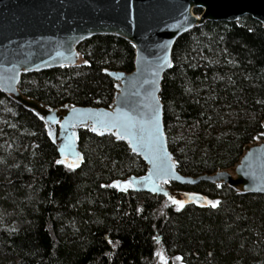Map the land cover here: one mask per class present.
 Listing matches in <instances>:
<instances>
[{
    "label": "trees",
    "instance_id": "trees-1",
    "mask_svg": "<svg viewBox=\"0 0 264 264\" xmlns=\"http://www.w3.org/2000/svg\"><path fill=\"white\" fill-rule=\"evenodd\" d=\"M79 51L81 66L23 76L22 94L53 109L111 108L118 82L109 72H133L135 47L97 36ZM172 62L161 101L178 171L234 167L264 138L263 25L251 16L207 22L177 41ZM78 145L80 165L58 163L45 122L0 90V264H159L160 248L183 264H264V195L169 183L202 199L181 208L115 186L147 165L114 134L82 128Z\"/></svg>",
    "mask_w": 264,
    "mask_h": 264
},
{
    "label": "water",
    "instance_id": "water-1",
    "mask_svg": "<svg viewBox=\"0 0 264 264\" xmlns=\"http://www.w3.org/2000/svg\"><path fill=\"white\" fill-rule=\"evenodd\" d=\"M245 16L264 28V0H0V90L43 117L57 143L60 161L67 166L82 162L78 145L82 128H95L97 134H114L127 142L146 163L147 172L115 182L121 191L171 196L189 204L202 199L173 192L168 184L210 182L227 185L239 194L264 195V140L247 146L228 170L199 177L180 174L169 149L161 101L177 41L207 22H237ZM97 36L123 38L136 52L133 72H109L118 82L111 108L53 109L22 94L20 83L25 75L83 65L79 47ZM130 120L134 127L129 126ZM160 165L166 175L157 171Z\"/></svg>",
    "mask_w": 264,
    "mask_h": 264
},
{
    "label": "rangeland",
    "instance_id": "rangeland-1",
    "mask_svg": "<svg viewBox=\"0 0 264 264\" xmlns=\"http://www.w3.org/2000/svg\"><path fill=\"white\" fill-rule=\"evenodd\" d=\"M57 133H58V130H56V134ZM263 140H264V138L261 140H258L257 142H262ZM185 195L188 197H192L191 194H185ZM166 199L169 200V202L171 204H174L176 206L178 205V204L173 203L172 199H169V198H166ZM174 199L177 200L176 198H174ZM156 256H157V261L159 264H183L181 258L178 256H175L174 258H171V259L168 258L161 248L158 250Z\"/></svg>",
    "mask_w": 264,
    "mask_h": 264
},
{
    "label": "snow or ice",
    "instance_id": "snow-or-ice-1",
    "mask_svg": "<svg viewBox=\"0 0 264 264\" xmlns=\"http://www.w3.org/2000/svg\"><path fill=\"white\" fill-rule=\"evenodd\" d=\"M41 119H43V117H41ZM156 119H157L156 130L159 131L158 117ZM104 126L107 127V124H105ZM113 126H115V125H113ZM129 126L130 127H134L135 123L130 120V125ZM125 130L127 131V129H125ZM93 131H96V129L93 128ZM117 135L119 136V133H117ZM157 144H158V141H157ZM57 162L61 163V161H57ZM69 167L70 168L71 167H75V165H69ZM157 171L160 172L161 174H165V175L167 174V170H166V168L163 165L157 166ZM165 195H167V193H165ZM169 199H172L173 203L178 204L181 208L183 207V202L182 201L175 200L171 196H169ZM208 203L212 207H216L219 202L208 201Z\"/></svg>",
    "mask_w": 264,
    "mask_h": 264
},
{
    "label": "bare ground",
    "instance_id": "bare-ground-1",
    "mask_svg": "<svg viewBox=\"0 0 264 264\" xmlns=\"http://www.w3.org/2000/svg\"><path fill=\"white\" fill-rule=\"evenodd\" d=\"M129 178V177H128ZM127 178V179H128ZM124 180H126V179H124ZM119 181H121V180H118V181H116V182H119ZM137 193H142V192H137ZM144 193H147V192H144ZM149 194H151V193H149ZM152 195H155V194H152ZM157 196V195H156ZM161 197H163V196H161ZM164 198H166V197H164Z\"/></svg>",
    "mask_w": 264,
    "mask_h": 264
}]
</instances>
